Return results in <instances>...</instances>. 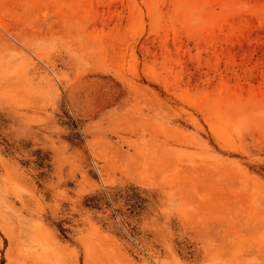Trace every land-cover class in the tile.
<instances>
[{
    "label": "rangeland",
    "instance_id": "obj_1",
    "mask_svg": "<svg viewBox=\"0 0 264 264\" xmlns=\"http://www.w3.org/2000/svg\"><path fill=\"white\" fill-rule=\"evenodd\" d=\"M0 115V264H264V0H0Z\"/></svg>",
    "mask_w": 264,
    "mask_h": 264
},
{
    "label": "trees",
    "instance_id": "obj_2",
    "mask_svg": "<svg viewBox=\"0 0 264 264\" xmlns=\"http://www.w3.org/2000/svg\"><path fill=\"white\" fill-rule=\"evenodd\" d=\"M5 129V120L0 115V141L2 144L6 147L7 151L10 153H14L16 150V143L10 141L4 134L3 130ZM33 155L37 156V164L40 166H43L45 163V160L48 158L47 155L43 154L42 151H35ZM136 188L132 186H127L125 189H115V188H109L106 189L104 192H99L95 195L86 197L85 205L87 207H90L92 209L96 210H103L106 206V209H110L114 212L115 215H118L120 213V209L115 207V202H117L120 198H126L131 199V197L134 195V190ZM61 230L63 232L66 231L65 228L61 227ZM135 234V231L132 232V235Z\"/></svg>",
    "mask_w": 264,
    "mask_h": 264
}]
</instances>
